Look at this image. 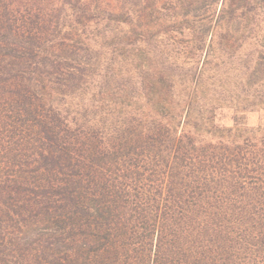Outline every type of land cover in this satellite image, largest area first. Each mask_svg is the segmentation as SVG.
<instances>
[{
	"label": "trees",
	"instance_id": "obj_1",
	"mask_svg": "<svg viewBox=\"0 0 264 264\" xmlns=\"http://www.w3.org/2000/svg\"><path fill=\"white\" fill-rule=\"evenodd\" d=\"M254 111L264 0H0V264H264Z\"/></svg>",
	"mask_w": 264,
	"mask_h": 264
},
{
	"label": "rangeland",
	"instance_id": "obj_2",
	"mask_svg": "<svg viewBox=\"0 0 264 264\" xmlns=\"http://www.w3.org/2000/svg\"><path fill=\"white\" fill-rule=\"evenodd\" d=\"M221 123L225 126H232L233 121L228 115L224 119H222ZM246 124L250 128H264V111H254L248 113L246 117Z\"/></svg>",
	"mask_w": 264,
	"mask_h": 264
}]
</instances>
